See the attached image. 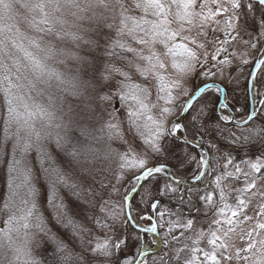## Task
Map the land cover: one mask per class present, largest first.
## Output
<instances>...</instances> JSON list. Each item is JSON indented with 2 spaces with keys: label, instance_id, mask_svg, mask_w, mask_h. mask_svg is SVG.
I'll return each mask as SVG.
<instances>
[{
  "label": "snow or ice",
  "instance_id": "snow-or-ice-1",
  "mask_svg": "<svg viewBox=\"0 0 264 264\" xmlns=\"http://www.w3.org/2000/svg\"><path fill=\"white\" fill-rule=\"evenodd\" d=\"M210 4L216 5L215 9ZM18 7L28 13L22 17L28 31L5 23L20 16ZM242 11L259 16L258 34L245 41L256 53L251 61L243 59L244 66L250 65L245 77L247 95L256 84L264 88V0H0V119L4 133L0 163L5 165L7 188V195L0 197V211L7 212L0 221V248L5 241L10 247L14 244L13 234L24 237L23 243L14 247L12 264H43L32 246L41 247L48 241L56 245L52 264H147L151 245L141 243V234L158 235V227H167L166 246L167 236L179 242L181 238L191 239L187 233L195 234L192 254L184 264H220L217 249H226L221 231L226 236L238 223L255 219L247 215L250 200L246 194L256 188L258 180H264V126L255 123L256 111L238 119L231 113L217 115L215 107L205 104L197 108L193 104L195 94L187 90L183 91L188 99L177 105L174 91L182 90V83L193 75L214 74L211 69L231 65L227 45L239 35L236 21ZM218 16L226 17L228 37L219 45L207 40L210 25L220 24ZM193 30L196 37L190 35ZM53 35L61 42L67 38L77 51L45 40ZM200 36L205 38L203 42ZM57 56L75 61V71L68 74L53 67L49 61ZM114 60L122 61L123 66ZM57 62L65 64L64 59ZM169 66L178 79L166 77ZM236 70L243 73L240 65ZM258 95L264 96V92ZM117 100L127 113V131L134 130L142 146L153 154L152 159L179 150L175 167L179 171L185 166V175L178 178L168 171L167 164H150L147 150L143 156L131 147L120 150L128 141L117 115L119 109L115 108ZM259 103L264 106V98ZM259 112L264 113V107ZM116 141L120 144L114 147ZM246 147L248 158L235 163L233 152ZM33 152L37 171L48 183L47 205L53 210L52 218L70 227L72 236L80 240V251L74 256L63 240L51 234L40 210L42 192L36 186L33 162L28 160ZM115 156L120 161L116 181L124 179L125 170H132V178L141 182L139 188L134 185L120 193L119 202L113 199L119 189L109 179V163ZM61 160L78 177L76 181L69 183L58 166ZM230 166L233 171H228ZM158 174H163L162 181ZM228 178H243V186L233 189L237 193L234 198L225 191L223 181ZM57 185L71 189L77 198L90 197L85 202L92 206L99 203L100 214L93 218V226L109 233L103 242L97 237L94 246H85L92 241H85L82 233L91 229L68 216L64 198H58ZM23 189L27 198H21L23 206L17 207L14 198ZM141 190V198L156 211L157 221L143 228L132 214V193ZM259 194L264 198V191ZM164 198L170 206L158 210ZM201 213L208 218L207 231L196 230ZM257 215L264 216V205ZM141 219L151 221L153 217ZM129 228L138 234L133 236ZM256 229L264 230V222L257 220L253 231ZM246 235L251 241L252 232ZM204 240L210 250L199 246ZM156 243L159 241L154 237L152 244ZM260 244L264 246V240ZM188 247L185 244L177 250V259ZM253 247L250 242L238 249L237 259L247 260L241 253ZM125 248H136L137 258L125 256Z\"/></svg>",
  "mask_w": 264,
  "mask_h": 264
},
{
  "label": "rangeland",
  "instance_id": "rangeland-1",
  "mask_svg": "<svg viewBox=\"0 0 264 264\" xmlns=\"http://www.w3.org/2000/svg\"><path fill=\"white\" fill-rule=\"evenodd\" d=\"M221 3H226V0H221ZM211 8L215 9L216 5L210 4L209 5ZM17 11L20 13V16H17L15 20L12 21H5V23H11V24H17L21 31H28L26 28L25 23L23 22L22 17L28 15L25 9L23 8H17ZM220 21V24L217 25L215 23H212L210 25V28L208 29V36L207 40H215L216 44L219 45L220 40L226 39L227 37V32H225V24L224 21L226 19L225 16H218L216 17ZM237 28L236 31L239 33V35H236V38L234 40H229V44L227 45L228 47V53L227 56L228 58L232 61L231 65H224L223 69L221 70L219 67L211 69V72L214 74H209V75H193L192 77L188 78L186 81L182 83V90H175L174 95L178 97L177 99V105L182 103L183 101L187 100V96L184 95L183 90H187L188 93L191 94V92L201 85L204 82L211 81V80H216L223 85H226L229 81L236 80L241 75V72L236 70V66L240 65L243 68L244 72V67H243V59H248L251 61L253 57L256 55L254 50H252L249 46V44H246L245 41H252L256 35L258 34V27H259V16L256 13H247L245 14L243 11L240 14V18L238 21H236ZM173 27H176L173 25ZM217 29V31L212 32L211 29ZM57 30H59V26H57ZM231 31V30H229ZM29 34H32L29 32ZM188 34V33H185ZM10 35V34H9ZM191 36L196 37L197 32L193 30L190 33ZM235 35V33H233ZM198 39L203 42L205 38L203 36L198 37ZM45 40H52L57 47H64L67 49H71L73 51H77L75 48V45L68 40L67 38L61 42L59 40H56L55 36H46ZM159 47V46H158ZM12 51H15L14 49ZM17 55H20L17 53ZM60 59L65 60V64H59L57 61ZM117 66H123V62L120 60H114L113 61ZM49 63L53 66L58 68L62 72H66L68 74H71L72 72L75 71V68L77 67L76 62L73 61L70 58H66L63 56H57L56 60L49 61ZM166 77L169 80H176L178 79L176 73L174 70H172L169 66L168 71L164 73ZM259 75V74H258ZM135 79H139L136 77ZM259 84H256V87L254 88V95H256V103L259 102V99L261 96H259V93L264 92ZM215 90V89H214ZM217 91V90H215ZM155 89L153 88V96L151 99L154 101L155 100V95H154ZM219 94V93H218ZM220 97V96H219ZM229 101V100H228ZM202 104L206 105V102H200L197 101L195 102V106L198 108L202 106ZM251 107V103H250ZM115 108L119 109V112L117 113L118 118L123 121V128L125 129V139H127L128 143L124 144L123 148L120 149L121 151L127 150L129 147L132 148L133 152L143 156L146 152V146H142V140L136 136L134 130L133 132L129 133L127 131L128 129V124H127V113L126 111L121 108L119 100L115 101ZM261 108H259L260 110ZM111 110V109H110ZM234 110V109H233ZM250 112V108L248 111L244 113H236L237 118L239 119L241 115L246 116ZM221 113H219L220 115ZM223 114H229L227 109H223ZM260 119H263L264 117L263 113H260L258 111ZM11 131H15V125L12 127ZM3 121L0 119V141L3 139ZM78 135V133H75ZM135 137V138H133ZM10 144L9 142V149H10ZM120 144V141H116L114 143V147L118 146ZM148 156L150 158V164L154 163L156 160L152 159L153 154L150 152V150H147ZM34 155L35 153H31L28 157L29 161L33 162V167H34V173L36 174L37 181L36 186L38 189H41L42 192V197H43V203L41 205V212L44 213L45 215V220L47 222L48 228L51 230V234H55L56 238L58 240H63L67 245H68V251L72 253L74 256L77 252L80 251V240L78 237L72 236V229L65 228L63 223H58L55 219H53V210L48 207L47 205V194H48V183L45 178V176L42 173H39L37 171L38 165L34 163ZM248 158V157H246ZM245 158V159H246ZM119 157L115 156L112 158V160L109 163L110 167V174H109V179L112 181L113 184H116V187L119 189V193L113 195V199L117 202L120 201V193H124L128 190H130L136 183V180L132 178V170H125V176L124 179L117 182L115 179V176L119 173ZM235 163H239L235 160ZM58 166L60 167L61 171L67 175V178L69 180V183L74 182L78 179L76 175L72 173V170L67 167L66 164L63 163L61 160L58 162ZM194 167V166H193ZM241 167H244V165H241ZM5 168V165L0 163V197L7 195V188H6V175L3 169ZM228 171H233L231 166L229 167ZM176 173L178 175H185L186 173H183L181 171H177ZM187 174L190 175V172ZM209 179H212L211 177ZM223 184L225 186V191L230 195L231 198H234L237 193L233 191V189H239L243 186V178H241L240 181H237L232 178H228L223 181ZM98 187V185H97ZM150 187V186H149ZM58 188V198L63 197L64 198V203L67 205L66 211L68 216L72 217V219L81 225H83L85 228H90L91 231L88 233H82L85 236V241L91 240L92 245H85L86 247H91L94 246L96 243V238L99 237L100 242H103L104 238L109 235L105 230L102 229H97L93 226V218L95 215H99V203H96L94 206L88 204L85 202V199H91L90 197H85L84 199L77 198L72 195V190L69 188H65L63 185H57ZM264 191V180H258L256 188L252 189L250 192L246 194V196L250 200V204L247 208V215L248 216H253L255 217L254 220L252 221H245L238 223L236 227L233 229V231L228 232L227 235H224L223 230L221 231V237L223 243L226 245L225 250H220L217 249L218 251V259L220 260V264H264V246L260 244V241L264 240V230L256 229L253 231L255 228V224L257 220L260 222H264V216H258L257 211L261 207V205H264V198L261 197L259 194L260 192ZM253 193H256L253 195ZM138 195V194H136ZM144 195L143 191L141 190L139 193V196L136 198L135 203H139L141 207L136 206L135 204L133 205L132 203V209L133 212L136 216V219H138L139 222L143 223L144 225L150 226L153 223V220H148V219H141V217H148L151 216L154 218V214L150 212L146 208V204H149L146 199H142L141 197ZM21 198H27V191L26 189H23L20 191L19 195L14 198V203L17 207H22L23 205L20 204V199ZM104 199H108L107 195L104 196ZM38 204L41 203L40 197L37 198ZM230 203H234V199L229 200ZM3 207V200L0 198V208ZM7 215V212L0 211V221H2ZM208 218H198V222L196 224V230H200L203 228L205 231H207L208 228V223H207ZM66 222V221H65ZM252 232V240L249 241L247 237L248 232ZM43 236V234H40ZM143 235V240L141 243H148L151 246L154 245L152 244V240L155 235L152 234H141ZM179 235V234H178ZM187 236L191 237V239H195V234L193 232H189L186 234ZM23 234H13V241L14 244L10 247L8 242H4V246L0 248V264H12L13 259H14V247L20 245L23 243ZM44 240H47V237H43ZM191 239H183L179 242L176 246L172 247V253H177L178 249H181L184 247L185 244H187L189 247L179 253V259L181 264H184L185 260L188 259L191 256ZM254 243L255 247H253L250 251L247 252H242V256H247V260H242V259H237V250L242 248V247H247L248 243ZM200 247L205 248V250H210L211 246L207 245V241L204 240L201 242L199 245ZM33 252L34 254L43 261V264H52V261H48L45 257V251L46 250H52L54 251L56 245L52 243L51 241H48L46 244H44L41 247H37L36 245H33ZM66 253H61L60 255H64ZM116 255H121L120 253H117ZM124 255L127 256L129 259H133L137 257V250L136 248L129 249L125 248L124 249ZM165 255H169V251L165 250ZM176 256V254H172V257ZM231 257V259H227V257ZM123 259V257H121ZM170 258V257H169ZM201 259H203L202 254H201ZM179 263V261H177ZM69 264H74V261H69ZM147 264H151L150 260H147ZM180 264V263H179Z\"/></svg>",
  "mask_w": 264,
  "mask_h": 264
},
{
  "label": "trees",
  "instance_id": "trees-1",
  "mask_svg": "<svg viewBox=\"0 0 264 264\" xmlns=\"http://www.w3.org/2000/svg\"><path fill=\"white\" fill-rule=\"evenodd\" d=\"M243 67H244V72L241 73V75L238 78H236V80L229 81L226 84L228 100H229L230 105L233 107V109L235 108L234 110L235 113H244L248 111V109L250 108V95L245 94V89L247 87L245 77L247 76V73L250 70V65L248 66L243 65ZM218 100H219L218 92L213 89H209L204 94H202L197 101L206 102V105L210 108L215 107L216 114L219 115L217 112ZM261 107H264V106L261 105ZM255 123L259 126H264V120L260 119L259 114H258L257 119L255 120ZM258 148H259V145L256 146V149ZM256 149H252V152H256ZM248 154H249V148L247 147L238 153L233 152V156L235 157V160L237 162H240L241 159H245L246 157H248ZM177 155H179V150H177L176 154H167V155L161 156L154 163H165V164H168L174 167V169L177 170V168L175 167L178 164V161L176 158ZM179 171L185 173V166L181 165L179 167ZM158 176L161 178V181H162L163 174H158ZM138 196L139 194L134 196L135 201ZM134 200H132L133 205L135 204L136 206L141 207V205L139 203L136 204ZM145 206L148 210H150V212H152V214H154V217L156 219V211H154L150 207L149 204H146ZM166 206H170V205H169L168 199L164 198L158 210H163ZM202 217L206 218L203 213L200 214L199 218H202ZM168 218L169 217L166 215L165 220H167ZM158 229L163 239V245L159 251L149 255L148 259L150 260V263L153 264V260H155V264H179V263L181 264L180 259H177V253H172V250H171L173 246H176L178 244L177 241H173L171 239V236H167L168 245L166 246L164 243V239H165V236L167 235V227H164L162 229L158 227ZM128 230L132 231L133 236L138 234V230H133L132 228H129ZM178 234L179 232L177 231L176 235ZM165 250L169 251L170 256L165 255ZM53 252L54 251L52 250L45 251V257L49 259L48 261H52ZM172 254H176V256L172 257ZM177 261H179V263Z\"/></svg>",
  "mask_w": 264,
  "mask_h": 264
},
{
  "label": "water",
  "instance_id": "water-1",
  "mask_svg": "<svg viewBox=\"0 0 264 264\" xmlns=\"http://www.w3.org/2000/svg\"><path fill=\"white\" fill-rule=\"evenodd\" d=\"M211 88H216V89H219V93H220V100H219V104H227V94H226V89H225V86L223 84H221L220 82L218 81H207L203 84H201L200 86H198L197 88L194 89V91L192 93H194L195 95L193 96V104L194 102L204 93L206 92L207 90L211 89ZM200 89H204L203 92H200L199 90ZM249 95H250V100H251V107H250V112L251 113L252 111H256L258 112L259 108H260V103L259 104H256V101L254 100L253 98V95H254V89H252L250 92H249ZM263 98V97H262ZM188 99V98H187ZM218 109L219 111L221 110V107L218 106ZM228 110H229V113H231L232 115L236 116V114L234 113V111L230 108V106L228 107ZM248 113V114H249ZM247 114V115H248ZM237 117V116H236ZM163 164V163H161ZM168 166V171L172 172L173 174H175L178 178L181 177L180 175L176 174L175 170L173 167H171L170 165H167ZM141 182L139 181H136L135 183V186H137V188H139V184ZM136 193H132V195L134 196ZM133 212V211H132ZM133 214V213H132ZM134 217V215H133ZM135 218V217H134ZM135 223L140 225V227H149V226H145L143 224H141L136 218H135ZM150 233V232H149ZM156 236V239L159 241V243H156L154 245H152L149 249H148V255L153 253V252H156L157 250H159L162 246V237L160 236V233L158 231V235L157 234H154ZM137 258V257H136Z\"/></svg>",
  "mask_w": 264,
  "mask_h": 264
},
{
  "label": "bare ground",
  "instance_id": "bare-ground-1",
  "mask_svg": "<svg viewBox=\"0 0 264 264\" xmlns=\"http://www.w3.org/2000/svg\"><path fill=\"white\" fill-rule=\"evenodd\" d=\"M133 213V215H134V217H135V214H134V212H132ZM143 224V223H142ZM144 225V224H143ZM152 235H154L153 233H151ZM155 238H156V236H154ZM147 260H148V258H147Z\"/></svg>",
  "mask_w": 264,
  "mask_h": 264
},
{
  "label": "flooded vegetation",
  "instance_id": "flooded-vegetation-1",
  "mask_svg": "<svg viewBox=\"0 0 264 264\" xmlns=\"http://www.w3.org/2000/svg\"><path fill=\"white\" fill-rule=\"evenodd\" d=\"M263 90H264V89H263ZM230 106H231V105H230ZM231 108L233 109V107H232V106H231ZM260 108H261V107H260ZM206 182H207V181H206ZM203 186H204L203 184H201V185H200V187H203Z\"/></svg>",
  "mask_w": 264,
  "mask_h": 264
}]
</instances>
